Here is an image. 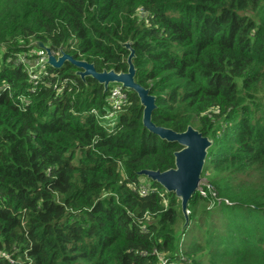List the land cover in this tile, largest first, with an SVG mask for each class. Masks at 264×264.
Returning <instances> with one entry per match:
<instances>
[{"label":"trees","instance_id":"trees-1","mask_svg":"<svg viewBox=\"0 0 264 264\" xmlns=\"http://www.w3.org/2000/svg\"><path fill=\"white\" fill-rule=\"evenodd\" d=\"M32 41L155 96L157 126L212 140L188 202L143 169L180 149L142 125L137 95L113 126L107 92L70 62L31 89ZM264 0H0V264H264ZM147 188L140 194L139 187ZM201 206V207H200Z\"/></svg>","mask_w":264,"mask_h":264},{"label":"water","instance_id":"water-1","mask_svg":"<svg viewBox=\"0 0 264 264\" xmlns=\"http://www.w3.org/2000/svg\"><path fill=\"white\" fill-rule=\"evenodd\" d=\"M39 47L44 48L49 66L58 68L65 62H70L75 68V74L81 80L92 78L99 83L103 92L112 83L121 84L129 91H133L142 107V125L150 133L157 135L166 142H175L180 149L173 153L174 167L160 172L159 170L143 169L137 172L138 176L145 177L151 182H156L167 193H173L180 201V208L184 217V226L188 223V202L192 195L199 189L201 172L205 162L207 149L212 144V140L203 136L193 126L188 125L182 132H176L170 128L157 126L151 120V114L155 108V96L150 94L148 88L141 86L135 79V68L132 62L134 51L130 44L123 46L129 50L126 59L127 69L125 72H115L113 70L96 71L93 64L85 60L74 58L72 55L61 52L56 59L50 52V47L44 46L37 41ZM183 226V227H184Z\"/></svg>","mask_w":264,"mask_h":264},{"label":"built area","instance_id":"built-area-1","mask_svg":"<svg viewBox=\"0 0 264 264\" xmlns=\"http://www.w3.org/2000/svg\"><path fill=\"white\" fill-rule=\"evenodd\" d=\"M52 51L55 52L58 57L60 56L61 52H65V49L59 48ZM16 61L21 63L23 66L27 74V79L31 85V89H34L36 86H40L42 84H47L51 72L49 70L50 66L47 63V58L45 56L37 57L33 61L28 62L23 60L22 55H17ZM128 91L129 90L124 88L121 84H110L106 91L107 105H105L103 111L98 112L96 109L91 110V113L96 116L97 121L104 127L113 126L115 124L119 113L123 110V107L128 100ZM139 189L140 194H144L147 191V188L143 185H140ZM197 191L204 195L202 190L198 189ZM160 262L161 264H165V261L163 260Z\"/></svg>","mask_w":264,"mask_h":264},{"label":"rangeland","instance_id":"rangeland-1","mask_svg":"<svg viewBox=\"0 0 264 264\" xmlns=\"http://www.w3.org/2000/svg\"><path fill=\"white\" fill-rule=\"evenodd\" d=\"M31 45H34L32 48H29V53H33V54H36L35 56H37V57H40V56H45L46 58H47V55H46V52H45V50H44V48H42V47H39V43L37 42V41H32L31 42ZM44 46H47L46 44H43ZM48 47V46H47ZM50 52H51V54H52V56H54V58L56 59L57 58V54L55 53V52H53L52 51V49L50 48ZM36 57V58H37ZM258 96H263L264 95V88H263V86H260L259 88H258ZM194 128V127H193ZM194 129H196V128H194ZM205 163V162H204ZM204 166V165H203ZM140 183H142V184H146V185H150L151 184V181L150 180H148L147 178H145V177H142V178H140ZM207 179H204V178H202L201 177V179H200V183H199V186H198V188L200 189V185H207ZM201 207V206H200ZM188 208V207H187ZM184 222H183V224H182V228H183V226H184ZM200 264H206V262L205 261H202Z\"/></svg>","mask_w":264,"mask_h":264}]
</instances>
